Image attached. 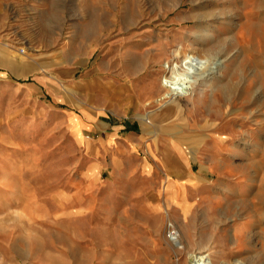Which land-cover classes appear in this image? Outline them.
Masks as SVG:
<instances>
[{
  "label": "rangeland",
  "instance_id": "1",
  "mask_svg": "<svg viewBox=\"0 0 264 264\" xmlns=\"http://www.w3.org/2000/svg\"><path fill=\"white\" fill-rule=\"evenodd\" d=\"M37 3L0 38V264H264V0Z\"/></svg>",
  "mask_w": 264,
  "mask_h": 264
},
{
  "label": "crops",
  "instance_id": "2",
  "mask_svg": "<svg viewBox=\"0 0 264 264\" xmlns=\"http://www.w3.org/2000/svg\"><path fill=\"white\" fill-rule=\"evenodd\" d=\"M37 1L38 0H0V38H3V36L5 37V34L10 32L11 30L8 23V17L11 15H21L27 9L31 11L39 9L41 5L38 4ZM7 61L8 58L2 53V49L0 48V62L4 63ZM3 108L4 112H8V110L5 109L4 104ZM76 116H79L81 118L80 120H78L79 123H85L83 118L77 113H70L69 116L66 117V123H71L68 119L69 117L74 119ZM124 122L129 123L126 121Z\"/></svg>",
  "mask_w": 264,
  "mask_h": 264
},
{
  "label": "bare ground",
  "instance_id": "3",
  "mask_svg": "<svg viewBox=\"0 0 264 264\" xmlns=\"http://www.w3.org/2000/svg\"><path fill=\"white\" fill-rule=\"evenodd\" d=\"M259 33H260V30H259ZM20 52H24V50H21ZM184 58L185 59H189L190 57L185 54ZM190 60H191L190 61L191 65H189V68H191V70L188 71L187 74L191 73L192 75L190 76L191 78L189 79V81H196L200 77H202V76L206 77L209 74V72H207L206 64L204 62H201V61H196L195 62V59L192 60L191 58H190ZM165 84L167 85V88H168V91H169V93H168L169 94V99L172 98L173 96L181 95L183 93L182 92V85H180V84L179 85L178 84L175 85L176 84L175 81L167 82L165 80Z\"/></svg>",
  "mask_w": 264,
  "mask_h": 264
},
{
  "label": "built area",
  "instance_id": "4",
  "mask_svg": "<svg viewBox=\"0 0 264 264\" xmlns=\"http://www.w3.org/2000/svg\"><path fill=\"white\" fill-rule=\"evenodd\" d=\"M167 236L168 238L173 241L176 242L177 241V233L173 227V225H169L168 230H167Z\"/></svg>",
  "mask_w": 264,
  "mask_h": 264
}]
</instances>
